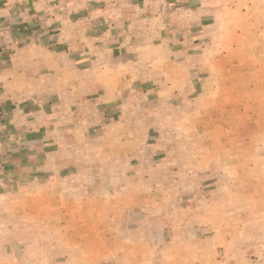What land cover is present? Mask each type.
Returning a JSON list of instances; mask_svg holds the SVG:
<instances>
[{
  "label": "rangeland",
  "instance_id": "rangeland-1",
  "mask_svg": "<svg viewBox=\"0 0 264 264\" xmlns=\"http://www.w3.org/2000/svg\"><path fill=\"white\" fill-rule=\"evenodd\" d=\"M105 1L40 74L59 126L0 183V264H264V0Z\"/></svg>",
  "mask_w": 264,
  "mask_h": 264
},
{
  "label": "crops",
  "instance_id": "crops-1",
  "mask_svg": "<svg viewBox=\"0 0 264 264\" xmlns=\"http://www.w3.org/2000/svg\"><path fill=\"white\" fill-rule=\"evenodd\" d=\"M103 2L106 1L0 0V183L12 179L16 170L26 166L30 170H44L51 156V151L45 150L51 144L46 142L47 133L53 126H59L54 116L62 95L56 87L43 85L47 81L40 74L59 70L65 57L68 71L74 69L76 61L67 53L80 48L71 45L67 26L81 22L85 36L91 40L106 33L105 30L96 34L98 38L91 36L106 23V13L100 6ZM89 44L81 50L124 52L120 40L113 44ZM94 66L78 68L80 79L86 82L88 69ZM23 68L30 74L21 76ZM93 81L98 83L95 90L99 89L100 81ZM26 83V87L19 86ZM52 83H60L59 77H54ZM44 87L52 90L46 94ZM49 96L51 102L45 101ZM58 116L56 113L55 119ZM15 143L20 148H15ZM15 150L24 152L26 158L18 157ZM37 155L43 159H37Z\"/></svg>",
  "mask_w": 264,
  "mask_h": 264
}]
</instances>
